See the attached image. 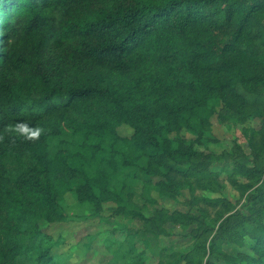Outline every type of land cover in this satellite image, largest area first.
I'll use <instances>...</instances> for the list:
<instances>
[{
    "label": "trees",
    "instance_id": "obj_1",
    "mask_svg": "<svg viewBox=\"0 0 264 264\" xmlns=\"http://www.w3.org/2000/svg\"><path fill=\"white\" fill-rule=\"evenodd\" d=\"M0 18V264H55L37 222L64 218L58 199L72 180L82 203L99 204L119 198L141 159L182 176L196 150L170 135L201 132L226 95L264 89V51L242 43L264 44V0H0ZM204 27L214 31L208 42L181 47L188 31ZM151 38L169 41L156 57L179 98L126 105L111 84L63 81L65 66L129 71L127 57ZM48 118L57 122L47 131L31 126ZM123 122L135 129L130 139L117 133ZM14 220L31 232L10 228ZM260 225L254 250L264 257Z\"/></svg>",
    "mask_w": 264,
    "mask_h": 264
},
{
    "label": "rangeland",
    "instance_id": "obj_2",
    "mask_svg": "<svg viewBox=\"0 0 264 264\" xmlns=\"http://www.w3.org/2000/svg\"><path fill=\"white\" fill-rule=\"evenodd\" d=\"M210 33L214 31L205 27L191 29L181 38L180 45L199 46L209 41ZM165 42L169 41L148 39L127 57L129 71L118 65L107 74L104 69L96 73L83 71L79 66H65L63 81L70 85L111 84L126 105L128 102L133 106L143 102L154 105L164 96L179 98L183 91L177 84L172 89L166 88L167 69L156 57ZM242 43L247 51H264L260 39L247 37ZM134 65L137 67L133 69ZM256 90L239 89V95H226L214 105L215 114L201 132L183 129L170 135L193 144L196 150L194 158L183 160L186 173L182 176L170 175L169 164L158 170L150 167L147 159H141L124 175L119 198L99 204L82 203L72 180L71 188L58 199L64 218L51 222L40 215L37 222L42 235L52 239L50 256L54 263L264 261L254 250L253 238V229L264 225V89ZM103 110L111 115L106 108ZM82 120V116L75 118L77 123ZM56 122L48 118L31 126L47 131ZM117 133L130 139L135 129L123 122ZM20 169L25 168L20 165ZM34 213V209L25 212V221H30ZM10 228L24 234L31 232L17 220Z\"/></svg>",
    "mask_w": 264,
    "mask_h": 264
}]
</instances>
